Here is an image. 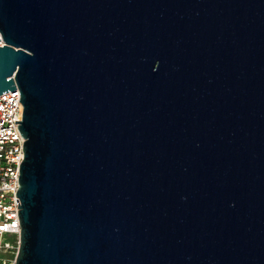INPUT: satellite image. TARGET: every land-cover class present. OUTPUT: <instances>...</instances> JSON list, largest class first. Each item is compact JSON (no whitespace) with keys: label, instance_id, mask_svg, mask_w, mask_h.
Listing matches in <instances>:
<instances>
[{"label":"water","instance_id":"1","mask_svg":"<svg viewBox=\"0 0 264 264\" xmlns=\"http://www.w3.org/2000/svg\"><path fill=\"white\" fill-rule=\"evenodd\" d=\"M16 88V264H264V0H0Z\"/></svg>","mask_w":264,"mask_h":264},{"label":"built area","instance_id":"2","mask_svg":"<svg viewBox=\"0 0 264 264\" xmlns=\"http://www.w3.org/2000/svg\"><path fill=\"white\" fill-rule=\"evenodd\" d=\"M20 98L18 88L0 94V264H16L20 247L17 190L26 140L19 129L20 122H16L23 118Z\"/></svg>","mask_w":264,"mask_h":264},{"label":"rangeland","instance_id":"3","mask_svg":"<svg viewBox=\"0 0 264 264\" xmlns=\"http://www.w3.org/2000/svg\"><path fill=\"white\" fill-rule=\"evenodd\" d=\"M6 239H12L10 236H6Z\"/></svg>","mask_w":264,"mask_h":264}]
</instances>
